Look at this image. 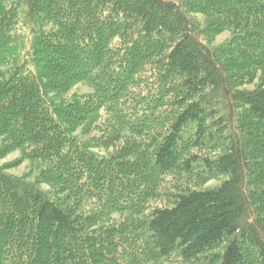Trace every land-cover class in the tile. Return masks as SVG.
Returning <instances> with one entry per match:
<instances>
[{
  "label": "trees",
  "instance_id": "1",
  "mask_svg": "<svg viewBox=\"0 0 264 264\" xmlns=\"http://www.w3.org/2000/svg\"><path fill=\"white\" fill-rule=\"evenodd\" d=\"M16 150L0 264H264V0H0Z\"/></svg>",
  "mask_w": 264,
  "mask_h": 264
},
{
  "label": "rangeland",
  "instance_id": "2",
  "mask_svg": "<svg viewBox=\"0 0 264 264\" xmlns=\"http://www.w3.org/2000/svg\"><path fill=\"white\" fill-rule=\"evenodd\" d=\"M230 35H231L230 32H227V31L221 33L220 35H218L213 40V42H212L213 45H218V44L225 42L227 39L230 38ZM257 83H258V80H256L252 84L242 86L241 88H253L255 86V84H257ZM91 91H92V89L90 87H88L87 85L78 84L67 94L66 97L68 99H70L73 96L84 95V94H87ZM19 157H21V152L19 150L13 151L10 154H8L7 156L0 159V166L2 167V166H6L10 163H14L15 160L19 159ZM30 168H31L30 163L28 161H23V162H21L17 165H14V166L10 165L7 168V172L14 174V175H17V176H21V175L29 172ZM33 178H34V176L31 174L30 179H33ZM168 178H169V180H173L172 176H169ZM219 183H220V180H211L205 184L197 185V187H199L200 189H204L207 187L217 186ZM174 184H175V182H172V181H171V183H170V181L166 182L165 187H164V191H167L168 189L175 191L176 189L173 187ZM44 188H46V186H44ZM153 202H156L155 205H163L166 203L164 197L161 200H156ZM160 264H180V263H175L172 261H163Z\"/></svg>",
  "mask_w": 264,
  "mask_h": 264
}]
</instances>
